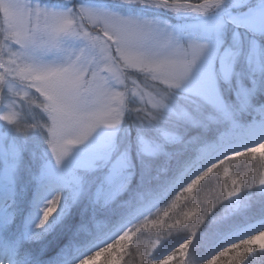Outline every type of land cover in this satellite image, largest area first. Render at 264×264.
<instances>
[{
  "label": "clouds",
  "instance_id": "clouds-1",
  "mask_svg": "<svg viewBox=\"0 0 264 264\" xmlns=\"http://www.w3.org/2000/svg\"><path fill=\"white\" fill-rule=\"evenodd\" d=\"M114 2L200 16L228 6V0ZM233 2L243 5L233 8V14L242 15L254 0ZM66 3L70 6L62 13L72 18L76 31L86 30L100 38L98 44L108 46L111 70L104 67L109 61L103 53L81 36H62L57 49L40 46L39 41L47 38L53 26L46 13L54 11L35 0L31 4L33 20L28 31L36 33V44L23 45L0 22V120L8 122L5 115L14 112L17 120L12 124L19 126L21 132L39 131L51 150V100L44 94L42 82L30 78V73L21 75L20 68L25 64L70 63L84 49L87 59L81 57L77 63L86 73L85 79L98 74L107 88L123 96V104L112 105L118 109L120 122L114 126L100 125L94 131L121 128L129 117L134 126L166 118L179 122L172 131L176 139L159 142L151 153H145L133 141L125 140L122 147L116 143L126 160L125 179L112 198L98 203L97 209L110 210L115 204L119 212L114 215L93 212L87 220L77 223L73 236L82 246L71 264H244L246 255L254 248L264 249V217L249 221L244 215L254 198L264 200V136L249 140L243 135V129L252 119L264 117V75H249L257 83L246 99L238 96V87L232 88L229 98L218 85L215 52L209 41L195 37L181 39L167 27V22L161 26L152 18L140 20L115 14L151 22L161 39L171 34L173 43L187 47L195 41L204 45L190 74L179 86H170L151 71L125 64L118 42L105 36L104 23L99 20L90 23L81 13L85 7L78 0H66ZM245 38L258 44L264 35L248 32ZM209 95L216 97L211 108L202 102ZM161 99L165 107H154L152 100ZM81 100L91 104L92 97L82 91ZM180 113H187L190 118H183ZM74 134V130H69L65 138ZM61 200L62 194L57 192L45 202L35 229H42L39 222L45 225L49 222L60 208ZM236 217L241 219L237 221ZM205 236H210L212 243L207 251L200 252V241ZM21 264L41 262L27 255Z\"/></svg>",
  "mask_w": 264,
  "mask_h": 264
},
{
  "label": "rangeland",
  "instance_id": "rangeland-1",
  "mask_svg": "<svg viewBox=\"0 0 264 264\" xmlns=\"http://www.w3.org/2000/svg\"><path fill=\"white\" fill-rule=\"evenodd\" d=\"M105 1L112 4H104ZM40 2L57 13L70 6L66 0ZM34 3L35 0H30V6ZM78 3L94 12L133 16L140 20L152 18L161 26L167 22V27L181 39L195 37L209 41L215 52L218 85L229 98L232 88L238 87V96L246 99L257 83L250 80L249 75H264V40L252 44L245 38L248 32L264 35V0H254L248 12L242 15H234L232 9L243 5L228 0L224 9L206 16L171 13L147 6L137 8L114 0H78ZM197 71L198 67L194 68L193 77ZM202 102L211 108L216 97L209 95ZM131 119L129 117L125 126L118 129L94 131L80 145L73 146L59 164L39 131L21 132L14 124L0 120V246L9 255L5 264H16L4 237L7 234L17 242L31 239L28 244L33 247L36 259L40 260V255L43 259L52 258L50 256L57 251L59 255L51 262L70 259L82 242L75 237L74 245L58 250L54 245L59 237H64L63 229L74 220L78 223L87 220L85 211L96 212L92 209L94 205L111 199L125 179L126 160L116 143L122 147L125 140L133 141L145 153H151L159 142L167 140L163 133L172 132L179 123L174 118H166L134 126ZM243 135L254 137V140L264 136V117L252 119L243 129ZM57 192L62 194L60 208L44 228L35 229L42 206ZM262 201L257 199L259 203ZM114 211L107 212L113 214ZM96 213L100 215L101 212ZM54 228V237L46 235Z\"/></svg>",
  "mask_w": 264,
  "mask_h": 264
},
{
  "label": "snow or ice",
  "instance_id": "snow-or-ice-1",
  "mask_svg": "<svg viewBox=\"0 0 264 264\" xmlns=\"http://www.w3.org/2000/svg\"><path fill=\"white\" fill-rule=\"evenodd\" d=\"M180 6L183 5H178ZM81 13L92 24L98 20L104 23L105 36L118 42V51L125 64L151 71L170 86H179L190 74L204 48V45L195 41L189 42L187 47L181 43H173L171 34L161 39L151 22L94 12L87 8H82ZM46 16L51 19L53 26L47 38L39 41L40 46L57 49L62 36H81L91 47L98 48L103 53L104 58L109 61L104 67L111 70V53L106 44H98L99 37L86 30L77 32L67 13L52 12L46 13ZM32 20L30 0H0V22L6 24L11 34L25 46L36 44L38 40L35 32L28 31ZM81 57L87 59L84 49L70 63L25 64L20 68L21 75L30 73V78L42 82V90L51 100L53 124L49 128L52 135L49 143L58 164L68 155L73 145L86 140L98 126H114L120 122L118 109L112 105L113 102L123 104L122 94L107 88L104 78L98 74L86 80V73L81 71L77 63ZM82 91L89 92L91 104L81 100ZM152 103L156 108L165 107L162 99L152 100ZM179 115L190 118L187 113ZM4 118L10 123L17 120L14 112L7 113ZM17 128L21 130L19 126ZM69 130H74L75 134L65 138V133ZM163 134L169 141L176 139L172 132L165 131ZM38 226L43 228L45 223L39 222Z\"/></svg>",
  "mask_w": 264,
  "mask_h": 264
},
{
  "label": "trees",
  "instance_id": "trees-1",
  "mask_svg": "<svg viewBox=\"0 0 264 264\" xmlns=\"http://www.w3.org/2000/svg\"><path fill=\"white\" fill-rule=\"evenodd\" d=\"M247 139L252 140V137L249 136H245ZM118 199H123V197H119ZM258 198H254V201L251 205V207L245 212V216L247 217V219L249 221H257L259 218L264 217V200L259 203L257 202ZM118 202V201H117ZM97 204L96 203L94 205V207L92 208L94 211L96 212H101L100 215H109L110 213L107 212L109 209H104V210H98L97 209ZM110 210H115L114 213L112 215H114L116 212H119V209H117L115 207V204H113L112 209ZM85 216L87 217V219L89 218V216L92 214V212L90 210H86L85 211ZM104 213V214H102ZM65 219H67L65 217ZM237 221H239L241 218L240 217H236L235 218ZM75 222H70L68 223V226H66V228L63 229V236L64 237H59L57 239V241H59L57 244H55L54 246L60 250L62 248L68 247V246H72L74 245V241H76L75 237L73 236V231L76 227V223H78V220H74ZM75 224V225H74ZM56 228V227H55ZM52 229L50 232H48L46 235H48L49 237L53 235L52 231L55 230ZM209 232L212 231V229L208 230ZM54 237V236H52ZM212 243V238L210 236H205L201 241H200V247H199V251L200 252H205L208 250V248L210 247ZM33 250V247H31V244L28 243H21L20 246L17 249L18 253H21L20 255L22 256V259H24L27 255H31V257L33 258H37L36 255L34 254V251L31 252ZM58 251L53 253L52 256L50 257H54L57 256ZM41 258H43V256L40 255ZM68 264H71V262H69ZM244 264H264V249L261 248H254L252 250V252L248 253L245 257L244 260Z\"/></svg>",
  "mask_w": 264,
  "mask_h": 264
},
{
  "label": "bare ground",
  "instance_id": "bare-ground-1",
  "mask_svg": "<svg viewBox=\"0 0 264 264\" xmlns=\"http://www.w3.org/2000/svg\"><path fill=\"white\" fill-rule=\"evenodd\" d=\"M4 263H5V262H4ZM4 263H3V264H4Z\"/></svg>",
  "mask_w": 264,
  "mask_h": 264
}]
</instances>
